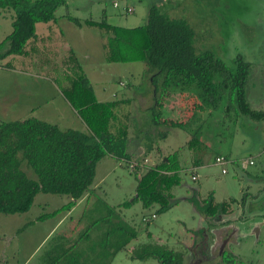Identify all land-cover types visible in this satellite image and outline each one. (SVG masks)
<instances>
[{"label":"rangeland","instance_id":"obj_1","mask_svg":"<svg viewBox=\"0 0 264 264\" xmlns=\"http://www.w3.org/2000/svg\"><path fill=\"white\" fill-rule=\"evenodd\" d=\"M65 3L66 5L55 11V17L68 14L73 18H92L99 21L104 11L108 25L135 28L145 23L147 9L154 5L169 19L184 20L193 32V45L198 52L212 53L231 71L233 60L237 56L249 64L245 98L251 110L264 109V0H65ZM127 9H130V13ZM56 24L58 27H69L64 21H57ZM2 30L3 28L0 32ZM100 33L94 29L89 33L90 36L85 34L86 43L80 48L81 51L74 54L76 64L66 55L62 57L72 63L66 66L68 70L64 68L65 72L58 70L51 76L44 70L40 72L26 69L23 74L16 70L15 73L6 75L2 79L3 84H0V100L10 99L18 94L22 102L28 101L26 92L36 87L41 95L40 111L37 115L44 117L48 114L44 120L51 124L58 123L56 126L60 130H75L78 129L77 123H71L69 115L62 111L59 97L55 93V90L61 93L60 75L67 72L74 77L81 71L90 78L95 91L100 86L112 89L116 93V98L110 99L115 102L113 114L128 130V152L140 141L144 151H148V157H151L149 163L155 162L152 155L156 149H160L161 155L175 153L178 168L181 170L178 184L171 189L172 196L167 200L169 207L162 214L155 213L157 205L143 209L137 202L128 208H117L134 198L136 170L137 176L145 171H141L135 162L137 152L136 155L132 152L129 162L105 156L96 164L91 185L93 194L67 215L63 212L57 217L45 220L41 230L37 224L25 229L23 227L35 217L58 209L67 202L65 197L39 194L27 213L0 214V264H24L29 255L31 258L26 264H48L56 257L58 248L71 245H75L74 248L80 252H86L88 246H96L103 240L116 217L136 231V238L119 251L109 264H157L152 259L130 260L132 251L144 244H156L182 253V264H190L188 251L196 250L199 244L198 227H204L211 222L186 199L193 197L201 207L210 195L213 202L219 205L225 203L227 206L226 203L233 200L227 208L228 211L226 209V214L220 215V219L233 222L236 228L235 236L231 239L236 238L235 241L239 242L235 252L240 255L242 264H264V252L257 248L258 245L255 248L250 239L245 237L249 234V228L258 224L263 217L254 216L248 219V213L244 212L249 202L253 203L249 206L253 211L258 205L264 206V180L261 183V179H264V121L256 123L238 115L234 105L225 111L227 103L224 100L214 110L206 109L202 114L196 115L187 114L185 108L189 103L185 99L179 105L174 102L173 114H167L178 122L184 115L187 123L184 129L171 128L167 131L165 128L152 126L151 111L144 108L146 102L141 104L145 99L143 91L151 88L147 81L149 78L144 72V64L107 63L102 44L105 39ZM43 51L58 59L57 64L60 62L56 53L58 51ZM73 65L75 67L72 70ZM187 93L194 94L196 91L191 88ZM42 97L47 99L43 102ZM193 99L195 102V98ZM178 106L181 108L180 114L177 113L180 111ZM58 112L63 113L62 119L57 117ZM167 115L163 110L162 116ZM11 119L1 121L12 122ZM62 121L63 125L60 124ZM196 129L199 130L203 145L199 150L190 151L185 147V142ZM160 131H167L164 140L159 139ZM215 156L223 157L227 164L222 167L215 166ZM248 160L253 165L247 166L245 170L241 169V162ZM195 165L199 168L193 170ZM21 169L28 178L34 179L30 170L23 165ZM221 169L225 170V174H221ZM194 174L196 180L192 181L190 177L195 176ZM257 177L258 181L255 180ZM250 195L254 196L253 200ZM108 210H114L116 217L111 216ZM241 210V216L245 215L246 220L234 222ZM151 214H154L153 219L150 218ZM62 217V224L57 227L55 224ZM142 218H146L147 222H142ZM217 223L214 222L213 225L218 226ZM210 228V231L217 230V227ZM215 262L213 259L202 264Z\"/></svg>","mask_w":264,"mask_h":264},{"label":"trees","instance_id":"obj_2","mask_svg":"<svg viewBox=\"0 0 264 264\" xmlns=\"http://www.w3.org/2000/svg\"><path fill=\"white\" fill-rule=\"evenodd\" d=\"M64 5L65 0H0V12L11 11L13 18L10 33L0 41V63L8 57L25 56L27 52L33 54L36 66L45 65L53 73L60 70L59 65L75 63L70 51L67 58L72 61L61 58L57 64L58 59L52 55L26 50L29 42L37 40L36 24L51 23L66 17L75 27L85 26L101 32V37L105 39L103 48L107 63L144 64V72L151 86L152 102L148 109L151 111L152 126L167 131L186 127V122L182 120L178 122L161 116L163 103L172 93L187 94L181 99L187 100V111L193 115L202 114L206 109L214 110L224 100L227 103L225 111L234 105L238 115L256 123L264 121V111L251 110L245 98L249 64L237 56L231 71L212 53L198 52L193 45V32L184 20L169 19L151 5L142 26L115 27L106 23L104 11L99 21H81L67 14L55 17V11ZM61 75V95L86 131L60 130L35 118L0 122V214L27 213L37 194L65 197V204L35 217V221L54 218L70 211L75 202L85 195H91L96 164L105 156L129 162L127 128L113 114L114 100L97 102L91 85L81 71L74 77L67 72ZM191 88L196 93H187ZM167 131H160L161 139ZM201 145L199 130L196 129L185 142V147L195 151ZM163 159V162L147 168L140 176H137L136 170L135 196L117 208H128L137 202L143 209L157 205V214L167 211V200L171 197L169 191L178 184L180 169L175 153ZM22 165L30 170L34 179L26 176ZM189 202L202 214L214 216L224 212L233 200H229L227 206L225 203L219 205L213 203L210 195L201 207L193 197L189 198ZM108 213L116 217L114 210H108ZM115 220L105 233L104 241L86 248L90 254L78 251L75 245L58 248L56 257L48 264H109L119 251L136 238V231L132 227L118 217ZM129 258L135 261L152 259L157 264H182L183 254L164 246L144 244L133 250Z\"/></svg>","mask_w":264,"mask_h":264},{"label":"crops","instance_id":"obj_3","mask_svg":"<svg viewBox=\"0 0 264 264\" xmlns=\"http://www.w3.org/2000/svg\"><path fill=\"white\" fill-rule=\"evenodd\" d=\"M112 7H113V4H112ZM60 18H61V20L57 19V21L66 22V23H68L69 27H66L65 25H63L62 27H58V25L56 24L57 21L51 22V23H46V24H36L35 25V35L37 37V40L29 42L27 47H26V50L29 51L31 49L32 51L36 50V51H39V52H44L43 49H51L54 52L58 51L56 53H58L59 59H61L65 55L68 56L70 54V52L73 53V55H74L76 53V51H81L80 48H83V44L86 43L85 34L86 35L88 34V36H90L89 33L93 32L94 29L93 28H87L85 26H82V27L78 28V27H75L73 24L69 23L66 20V17H60ZM12 19H13L12 18V13L10 11H1L0 12V29L3 28V30L0 32V41L3 40L10 33ZM76 19L81 20V21L82 20H86V19H80V18H76ZM88 19H91L92 21H95L92 18H88ZM70 25H71V28H70ZM60 34H61V36H60ZM64 34H65V38H64ZM82 39L84 41H82ZM99 43L101 44V42H99ZM32 55L33 54H31L30 52H27V54L24 57H19V56H17V57L16 56L8 57V58L4 59L3 61H1V63H0V84H3L2 83V79L7 77L6 75H10L12 73H15L16 70L19 73H22V74L24 72H26L25 71L26 69H35V70H38L40 72L44 70L45 73L49 72V74L51 76H54L53 72L52 71H48L45 65L36 66ZM70 64L71 63H68V65H70ZM66 66H67L66 63L64 65H60V71L65 72L66 70L64 68ZM67 68L68 67H66V69ZM61 76L62 75H60V77ZM85 77H86V79L88 80L89 84L92 87L93 94H94V97H95L97 102H109V101H111L110 100L111 98H114V99L116 98V93H114L112 91V89L106 88L105 86H100L95 91L94 90L95 88L91 84L90 78L87 77V76H85ZM101 85H104V84H101ZM119 87H121V86L119 85ZM29 90L30 91L26 92V94H25L26 98H29L28 101L24 100V102H22L20 100L21 98L18 97L19 96L18 94L13 96V98H10V99L4 98L2 101L0 100V122H2L1 120H7L9 118H12L11 120H13V121L14 120L15 121H22V120L27 119V118H35V119H38L40 121L48 123L47 121L44 120V117L48 116V114H46L44 117H40V116L37 115L39 113V111H40L39 102H40L41 95L37 91L36 87L35 88H30ZM150 90H151V88H147L145 91H143V94L145 95V99L141 103L143 105V104H145L144 102H146L144 108L147 107V109L149 108V106L151 105V102H152L151 101V91ZM20 92H22V91H19V93ZM55 93L59 97V100H60V103H61V107H62V111L66 112L69 115V117L71 118V123L72 122L77 123V128L78 129H75V130L85 132L86 131L85 126L78 119V117L76 116L74 110H72L71 107L68 105V103L62 98L61 93L56 92V90H55ZM245 95H246V91H245ZM182 96L184 97L183 93L182 94L175 93V94H172V95L169 94L167 96V98L165 99V102L163 103V107L161 109V116H162V111L163 110L166 111V115L167 114L172 115L173 114V110L172 109H173V107L175 108V106H173L172 104L174 102L176 103V105L178 103L182 104L183 103V101H181L182 100L181 99ZM42 99H43V102H44L47 98L46 97H42ZM47 102L45 104H47ZM178 107H179L180 111L178 110L177 113L180 114L181 108H180V106H178ZM185 111H187V108H185ZM261 111H264V109L261 110ZM187 114H192V113L187 112ZM57 117L62 119L64 117V115H63V113L58 112V116ZM4 118H6V119H4ZM163 118H167V119L173 120V117H171L169 115H167V117H163ZM181 118L182 119H180V120L185 122L186 117L184 118V115H182ZM49 124H51V123H49ZM57 124L58 123L52 124V125L56 126ZM60 124L63 125V121ZM126 131H127V148H128L130 143H129V138H128V130H126ZM166 137H167V134H166V136L163 139H161L160 136H159V139L164 140ZM142 145L143 144L140 141H137V145L135 147L132 146V148L129 150V152L127 150V152L130 154V156H132V152H135L134 153L135 155L138 153L136 155L137 156V158H136L137 160L135 162L137 163V165L139 166L141 171H142V169H144L143 171H145L149 167H153V166L158 165L160 162L164 161L163 158L168 156V155H161L160 149H156L155 152L152 155V159H155V162L149 163L150 160H151L150 159L151 157H148V155H149L148 151L147 150L144 151V149L142 148ZM150 149H153V147L150 148ZM129 161H131V157H130ZM198 168H199V166L195 165V167H193V170L198 169ZM95 169H96V167H95ZM178 179H179V173H178ZM195 180H196V175H195ZM174 187H176V186H174ZM174 187H172V188H174ZM171 189L169 191V195L170 196H172ZM91 191H92V189H91ZM193 191H195V190H193ZM92 194H93V191L91 192V195ZM38 195L39 194H37L35 196V198ZM192 195H193V192H192ZM89 196H90V194L85 195L81 200H78V202L76 201L75 206L70 211H72L75 207L80 205ZM35 198H34V200H35ZM183 200H185V199H183ZM186 201L189 202V199H186ZM33 203H34V201H33ZM70 211L65 212V214L67 215ZM151 215H154V214H151ZM63 219H64V217L60 218L55 225L57 227H59L62 224L61 222L63 221ZM44 222L45 221L36 222L35 218H34L33 221L25 223V226L23 227V229H25V228H27L29 226H34V225L37 224L40 227L38 229L41 230ZM199 228L200 227H198V229ZM45 235H46V233H45ZM49 235H51V233ZM85 253L87 255L90 254L87 251ZM30 258H31V255H29L27 260H29ZM27 260L24 261L25 262L24 264H26Z\"/></svg>","mask_w":264,"mask_h":264},{"label":"flooded vegetation","instance_id":"obj_4","mask_svg":"<svg viewBox=\"0 0 264 264\" xmlns=\"http://www.w3.org/2000/svg\"><path fill=\"white\" fill-rule=\"evenodd\" d=\"M255 180L258 181V177ZM262 180L264 179H261V183ZM249 197L253 200L254 196L250 195ZM251 204L253 203L249 202L247 208L244 209V212L248 213L247 218L249 219L254 216L263 218H261L258 224L249 228L250 235H245V237L250 239V242L255 245V248L258 245L257 248L264 252V206L258 205L257 209L254 208L253 211V209L249 208ZM227 208L228 207L225 209ZM241 213L242 210L239 212L234 222L246 220V216H241ZM224 214H226V210L221 213H216L214 216L205 215L206 219L210 220L211 223L198 229L197 233H199L200 236L199 244L197 245V248H195L196 250L188 251L191 258L190 264H202L205 261H212L213 259L216 261L214 264H242L240 255L235 252L238 249L236 245H239V242L235 241L237 240L236 238L231 239L232 236H235L236 228L233 225V222H229V220L223 218L220 219V215L224 216ZM214 222H218V226H214ZM209 227H211L210 229L217 227V230L210 231ZM212 231H214V233Z\"/></svg>","mask_w":264,"mask_h":264},{"label":"built area","instance_id":"obj_5","mask_svg":"<svg viewBox=\"0 0 264 264\" xmlns=\"http://www.w3.org/2000/svg\"><path fill=\"white\" fill-rule=\"evenodd\" d=\"M127 11H129V13H130V9H127ZM213 163H214L215 166L222 167V166H225L227 164V160L224 159L221 156H216L214 158V160H213ZM251 165H253V162L251 160H248V161L241 162L240 167H241V169L245 170L247 166H251ZM221 174H225V170L221 169ZM191 180L192 181L195 180V176H192ZM150 218L153 219L154 215H151ZM141 221L146 223L147 219L146 218H142Z\"/></svg>","mask_w":264,"mask_h":264}]
</instances>
